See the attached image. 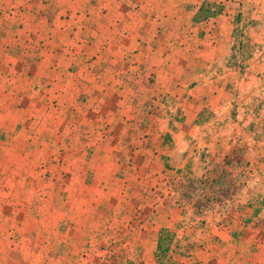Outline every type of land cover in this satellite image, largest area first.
Returning <instances> with one entry per match:
<instances>
[{"label":"rangeland","instance_id":"obj_1","mask_svg":"<svg viewBox=\"0 0 264 264\" xmlns=\"http://www.w3.org/2000/svg\"><path fill=\"white\" fill-rule=\"evenodd\" d=\"M232 11L239 15L235 31L244 34L245 27L252 23L253 10L236 7ZM213 12L217 14L211 18L218 17L220 10ZM217 22L214 20L210 27L216 29ZM249 44L244 49L250 53L254 48ZM8 59V66H4L7 60L1 66L0 57V264L252 262L244 257L246 254L252 258V233H247L245 249L238 243L225 245L223 237L217 234L235 222L239 226L244 224L235 221L238 217L235 214L244 208L243 201L249 197L246 193L252 187L251 169L245 167L243 176L247 178H242L241 184L228 193L233 196H227L224 203L219 200L214 207L205 205L203 195L209 187L199 184L201 196L196 197L197 205L188 204L194 198L190 193L192 178L180 183L177 180L180 171L173 166L181 165L193 155L189 149L195 139L187 140L183 135L179 138L180 142L183 140L181 148L188 145L181 155L171 143H162L164 135L160 128L165 121L153 119H168L170 125L178 119L185 120L189 105L181 102L177 110L176 105H167L171 98L160 87L157 89L155 73L147 81L152 96L143 105H131L132 108L127 103L144 95L138 91L141 83L127 86L128 101L123 93L127 87L107 84L104 89V85L102 95L112 98L108 106L101 100L95 105L96 99H102L101 89L97 91L89 83L90 89L81 94L80 104L69 108L73 117L67 121L59 114L63 107L60 98L54 95L49 103H40L38 99L39 92L42 96L45 89L44 82L39 83L45 75L43 71L16 70L17 61L29 66L31 58ZM56 63L61 64L59 59ZM56 75L60 76L58 72ZM132 75L141 81L139 73ZM233 75L234 81L238 79V74ZM243 75L251 81V76ZM107 79L108 76L105 82ZM253 85L226 89L228 110L224 113L217 110L220 120L211 125L213 129H228L229 134L249 138L251 130L248 133L245 125L238 124L239 118L245 122L258 117L262 108L264 111V104L259 106L256 101L264 100V89L256 90ZM50 92L59 93L54 88ZM232 104L245 109L244 113L235 107L234 120L229 111ZM195 108L189 107L188 111ZM182 124L186 129L193 127L195 134L196 126L191 122ZM121 125L128 130L124 131ZM187 172L186 167L184 173ZM216 174L220 176V170ZM257 175L264 181V171ZM248 182L250 186L244 189ZM202 204L207 207L204 209ZM211 222L217 225V232L212 227L206 229ZM262 235L256 234L255 240ZM160 250L162 257L158 255ZM263 255L264 250L257 257L263 260L262 264Z\"/></svg>","mask_w":264,"mask_h":264},{"label":"crops","instance_id":"obj_2","mask_svg":"<svg viewBox=\"0 0 264 264\" xmlns=\"http://www.w3.org/2000/svg\"><path fill=\"white\" fill-rule=\"evenodd\" d=\"M246 1L0 0V42L3 44L0 43V57L3 58L1 66L6 60L4 66H8V58H31L29 66L17 61L16 70L43 71L45 75L39 83L44 82L45 89L42 96L39 92L38 99L40 103H49L54 95L56 99L60 98L63 107L59 114L67 121L73 117L69 108L80 104L81 94L90 89L89 83L97 91L101 89L102 99H96L95 105L101 100L106 106L112 104V98L102 95L104 85L105 89L107 84L113 87L120 83L126 88L141 83L138 91L144 95L126 102L132 108L133 105H143L152 96L147 81L155 73L157 89L160 87L171 98L167 105H176V110L181 102L189 105L185 120L178 119L170 125L168 119H153L160 123L165 121L164 127L160 128L164 135L162 143H171L174 151L181 155L187 151L188 145L181 148L183 140L180 142L179 138L183 135L187 140L195 139L189 149L193 155L181 165L175 163L173 166L180 171L177 177L180 183L192 178L190 193L194 198H190L188 204L197 205L196 197L201 196L199 184L204 183L209 187L205 194H215L225 201V197L233 196L228 193L241 184L242 178H247L243 176L245 167L251 169L252 187L246 193L249 197L243 201L244 208L236 212L238 217L234 219L244 224L239 226L235 222L225 232H217V225L211 222L206 229L212 227L223 237L225 245L238 243L243 249L247 233H252V258L246 254L244 257L252 261L248 264H262L263 260L257 257L264 250V235L257 240L255 237L264 233V181L257 175L264 171L263 108L257 113L258 117H247L246 123L238 120V124L250 128L249 138L243 139L239 133L229 134L228 129H213L211 126L220 120L218 109L223 113L228 110L226 89H245L253 84L256 90L264 89V0ZM236 7L253 10L252 23L245 27L244 34L235 31L239 15L232 10ZM215 9L220 10L219 20L218 17L211 18L212 14H217L213 12ZM214 20L219 21L216 29L210 27ZM249 43L254 48L250 53L244 49ZM56 59L60 60V65ZM53 64H56L54 69ZM56 72L60 76L54 77ZM93 72L98 74L93 75ZM101 73L105 76L102 77ZM134 73H139L140 82L134 78ZM234 73L238 74L235 81ZM243 74L251 76V81ZM107 76L109 79L105 82ZM51 88L59 93L53 94ZM129 91V87L126 93L123 91L127 101ZM256 101L259 106L264 104V100ZM189 107H196L195 111H188ZM235 107L240 112L245 111L243 106L232 104L229 109L232 120L236 119ZM183 121L196 126L195 134H192L193 127H184ZM121 127L128 130L126 125ZM200 128L203 130L199 132ZM42 152L47 154V150ZM186 167L187 174L184 173ZM219 170L221 175L217 176ZM216 179L220 180L219 187ZM249 186L248 182L244 189Z\"/></svg>","mask_w":264,"mask_h":264},{"label":"trees","instance_id":"obj_3","mask_svg":"<svg viewBox=\"0 0 264 264\" xmlns=\"http://www.w3.org/2000/svg\"><path fill=\"white\" fill-rule=\"evenodd\" d=\"M224 172H228L227 170H224ZM220 180L216 179L215 182L217 183L216 186L219 187L220 186ZM205 184V183H204ZM207 185V184H206ZM227 198V197H225ZM205 205L210 206V207H214V205L219 202V200L221 199L220 196H215V194L209 195L205 194ZM222 200V199H221ZM204 202V201H203ZM225 201H223L224 203ZM204 204H202V207L205 209L207 206H205ZM161 253V254H160ZM160 253L158 254L160 257H162L164 254H162V250H160Z\"/></svg>","mask_w":264,"mask_h":264}]
</instances>
